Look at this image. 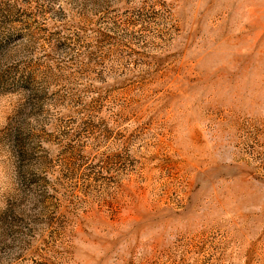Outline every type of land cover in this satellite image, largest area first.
I'll return each mask as SVG.
<instances>
[{"label":"rangeland","instance_id":"1","mask_svg":"<svg viewBox=\"0 0 264 264\" xmlns=\"http://www.w3.org/2000/svg\"><path fill=\"white\" fill-rule=\"evenodd\" d=\"M0 264H264V0H0Z\"/></svg>","mask_w":264,"mask_h":264}]
</instances>
